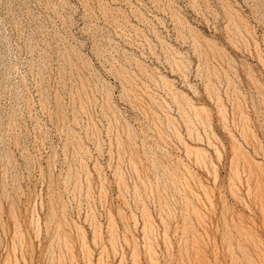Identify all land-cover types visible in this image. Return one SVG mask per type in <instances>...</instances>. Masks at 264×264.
Listing matches in <instances>:
<instances>
[{
  "label": "rangeland",
  "instance_id": "obj_1",
  "mask_svg": "<svg viewBox=\"0 0 264 264\" xmlns=\"http://www.w3.org/2000/svg\"><path fill=\"white\" fill-rule=\"evenodd\" d=\"M0 264H264V0H0Z\"/></svg>",
  "mask_w": 264,
  "mask_h": 264
}]
</instances>
